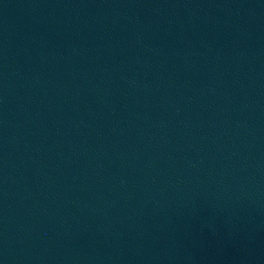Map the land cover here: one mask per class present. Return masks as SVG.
Masks as SVG:
<instances>
[{"label": "water", "instance_id": "water-1", "mask_svg": "<svg viewBox=\"0 0 264 264\" xmlns=\"http://www.w3.org/2000/svg\"><path fill=\"white\" fill-rule=\"evenodd\" d=\"M0 264H264V0H0Z\"/></svg>", "mask_w": 264, "mask_h": 264}]
</instances>
